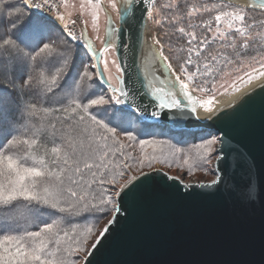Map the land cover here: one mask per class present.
Masks as SVG:
<instances>
[{"label": "snow or ice", "instance_id": "1", "mask_svg": "<svg viewBox=\"0 0 264 264\" xmlns=\"http://www.w3.org/2000/svg\"><path fill=\"white\" fill-rule=\"evenodd\" d=\"M87 4L94 24L101 9L110 17L111 8L129 32L145 13L158 26L157 36L141 49V60L150 57L154 68L162 62L173 76L170 83L179 85L178 92L156 87L155 72L149 77L145 69V86L160 108L183 106L195 113L194 90L214 94L217 76L234 63L233 57L240 62L249 51L257 56L264 52V32L255 31L264 29V19L249 14L257 7L254 0H119V4L108 0L107 5L87 0ZM258 7L264 13V0ZM66 8L67 0H0V264H78L81 259L88 264L92 250L116 222L110 214L120 212L124 197L143 194L146 181L152 179L150 172L160 171L154 164L165 162L159 141L140 140L141 148L153 149L142 158L126 154L128 146L117 135L126 123L125 109L115 110L124 114L115 121L101 118L113 105L141 110L136 94L122 87L124 68L106 55L116 49L115 40L108 39L115 26L110 24L104 46L97 49L86 35V21L79 35L70 30L69 20L72 25L76 20ZM178 44L185 56L176 74L165 52ZM110 63L116 68V84L108 74ZM254 75L264 77V56L259 69L238 76L231 87ZM62 100L66 106H51ZM215 103L214 95L204 102L210 114ZM55 113L61 115L46 124ZM49 129L52 146L50 151L45 146L41 154L37 148ZM123 135L128 141L137 139L131 131ZM222 143L220 136L202 138L193 170L212 163L213 155L221 159ZM239 155L249 178L237 196L254 202L264 195V184L252 171L254 164ZM222 180L217 175L211 184Z\"/></svg>", "mask_w": 264, "mask_h": 264}, {"label": "water", "instance_id": "2", "mask_svg": "<svg viewBox=\"0 0 264 264\" xmlns=\"http://www.w3.org/2000/svg\"><path fill=\"white\" fill-rule=\"evenodd\" d=\"M254 3L259 9L261 0ZM108 12L101 46L88 29L86 35L100 49L110 24L115 26L108 39L115 40L116 59L124 68L122 87L136 94L135 103L141 110L125 106L149 122L165 123L173 129H203L220 136L222 158L215 159L214 167L219 169L216 177L222 175L223 180L216 185L211 184L213 180L184 182L178 177L172 179L176 176L162 169L150 172L152 179L146 181L143 194L135 199L124 197L120 212L112 214L116 222L92 250L88 264H264V195L254 202L237 196L238 188L249 178L247 167L239 163V154L254 164L252 171L264 184V81L239 94L210 118L198 116L199 102L195 113L190 107L160 108L145 86V69L149 77L155 72L152 83L156 87L178 92L179 85L170 83L173 76L162 62L154 68L150 57L141 60V49L153 37L146 13L129 32L122 27L125 21L118 14L114 21ZM73 18L82 31L83 17L75 14ZM179 98L183 105L188 104L184 96ZM153 112L158 115L153 116Z\"/></svg>", "mask_w": 264, "mask_h": 264}, {"label": "rangeland", "instance_id": "3", "mask_svg": "<svg viewBox=\"0 0 264 264\" xmlns=\"http://www.w3.org/2000/svg\"><path fill=\"white\" fill-rule=\"evenodd\" d=\"M93 2H95V0H93ZM102 3L104 5H107L108 0H102ZM82 4L85 5L84 9L81 8ZM108 10L111 12L113 20L117 21V13L115 12V10H112L111 8H108ZM66 12L71 17V19H74L73 16L75 14L81 15L84 21L87 22L86 26L89 34L96 41L97 46H101L103 28L105 22V12L103 9L99 11V20L95 24L92 21V9L90 6H88L87 0H67ZM249 14L253 16L251 12H249ZM148 21L152 35L157 36L158 26H156L151 19H148ZM221 27L223 30L224 28L227 27V25L225 24L222 25ZM255 31L264 32V29L262 30L256 29ZM106 55L109 62H111L113 59H116L115 52L112 50H110V53ZM252 56H256V59L252 60L251 59ZM261 56H264V52H261L260 56H257L256 52L249 51L247 55L242 56L240 58V62H235V58L233 57L234 63L228 68H225L221 72V74L217 76L218 87L214 94L194 90L193 92L195 93L196 98L199 102L200 110L207 111V109L204 107V102L212 98L213 95L216 97L217 100L223 95H228L235 92L237 93L241 89L245 88L244 86L249 82V80L247 79H245L243 82H238L236 84V87H231V85L233 81L237 79L238 76H244L245 73H251L254 68L259 69ZM108 74L112 78V83L116 84L117 83L115 79L116 68L111 63L109 64ZM257 77L260 76L254 75L253 79ZM181 78L184 79L185 77L181 76ZM225 89H227V91H225ZM118 106H125V105H118ZM142 120L143 118L139 116V120L136 123H133L132 125L131 132H133L134 135L137 137L136 141H128L127 138L123 135V133H117L121 142H123L125 145L128 146L125 149L126 154L136 158H142L145 153L151 154L153 152V149L147 145L144 146V148H141L139 141L140 140L159 141L162 142L160 147L163 152L162 158L165 160V162L155 163L154 168L162 169L168 174L180 178L184 182H200V181L206 182L215 179L216 177V171H214L215 155H213L212 158L213 162L205 166L207 170H205V167H199V166L195 167V169L193 170L192 167L193 164L199 163L200 153L197 152V147L199 144L202 143V138L203 139L209 138V134H211V136H217L216 134H214V132H210V131L200 132L201 130H198L197 131L198 134L194 135V132L185 131L192 129H183V130L174 129L172 131L170 129L171 127L165 123L150 122L148 125H145L141 123ZM144 129H146L147 131L142 132V130ZM141 132L145 135L144 137H140ZM182 133L184 135H182ZM177 150H182V151H177ZM157 154L160 155V152L158 151ZM186 157L188 161L187 163H185ZM147 170H148L147 168L143 169V171H147ZM129 174H134V169L133 172ZM124 179H127V176L120 179V183H123ZM105 222L106 219L101 220L100 225L102 226ZM96 234H98V232ZM89 243H91V241ZM81 261L82 259L78 260V264H80Z\"/></svg>", "mask_w": 264, "mask_h": 264}, {"label": "trees", "instance_id": "4", "mask_svg": "<svg viewBox=\"0 0 264 264\" xmlns=\"http://www.w3.org/2000/svg\"><path fill=\"white\" fill-rule=\"evenodd\" d=\"M249 12H251V14H253V16H255L257 19H263L264 18V13H262L259 9H255V8L250 9ZM204 18L206 19L208 17H204ZM260 30H262V29H260ZM197 32H199V29H197ZM153 37H155V36L153 35ZM70 43L75 45V42H70ZM179 44H183V41L182 40L179 41ZM179 44L174 46L172 48L171 52H168V51L165 52V55L169 56V59L173 65V69L176 70V74H179L178 65L180 63H183V58L185 56V53L180 50ZM81 51H82V49H81ZM191 70L192 69L190 68L189 71H191ZM105 88H107V87H105ZM62 105L66 106L67 101L62 100L61 102L56 103L55 105H51V106L52 107H61ZM120 108L125 109L127 115H124L122 113L115 111L116 109H120ZM58 115H61V113H55L54 115H52L50 118H48L46 120V124L50 125L53 121H55V118ZM122 115H124V119L126 120V123L123 126H121V128L118 129V133H123L124 131H131L133 123H136L139 120V115L135 111L131 110L130 108H127L125 106L113 105L112 107L108 108L106 113H103L101 115V118L106 119V120L111 119V120L115 121L117 117H120ZM141 123L148 125L150 122L143 119L141 121ZM113 126H115V124H113ZM57 127H60L58 122H57ZM170 129L172 131L174 130L172 128H170ZM198 130H201L200 132H208L207 130H203V129H192V130H185V131L186 132H194V135H197ZM50 131L51 130L49 129V132L44 134V136L41 138L40 145L37 148V151L40 152L41 154H43L45 146H47L49 151H50V148L52 146L50 135H49ZM144 131H147V130L146 129L142 130V132H144ZM142 132H141V136L139 135L140 137L145 136ZM145 133H147V132H145ZM182 135H184V134L182 133ZM182 135H181V137H182ZM28 136L31 137V133H28ZM30 230H33V229H30Z\"/></svg>", "mask_w": 264, "mask_h": 264}, {"label": "bare ground", "instance_id": "5", "mask_svg": "<svg viewBox=\"0 0 264 264\" xmlns=\"http://www.w3.org/2000/svg\"><path fill=\"white\" fill-rule=\"evenodd\" d=\"M264 81V77H257L254 78L252 80H250L243 88L241 89L239 92H235V93H231L228 95H223L222 97L218 98L216 100V103L213 105V110H212V114L218 110L219 108H221L222 106L226 105L227 103H229L230 101H232L235 97H237L239 94L243 93L244 91H246L247 89L251 88L252 86L258 84L259 82ZM197 114L199 117H206L211 115L208 111L206 110H200V108L197 110Z\"/></svg>", "mask_w": 264, "mask_h": 264}, {"label": "built area", "instance_id": "6", "mask_svg": "<svg viewBox=\"0 0 264 264\" xmlns=\"http://www.w3.org/2000/svg\"><path fill=\"white\" fill-rule=\"evenodd\" d=\"M69 26H70V30L74 31L77 35L80 34L81 30L77 22L75 23V25H72L71 20H69Z\"/></svg>", "mask_w": 264, "mask_h": 264}]
</instances>
